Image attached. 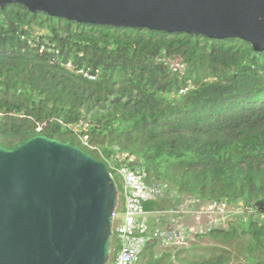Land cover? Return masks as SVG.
Returning a JSON list of instances; mask_svg holds the SVG:
<instances>
[{
  "label": "trees",
  "instance_id": "trees-1",
  "mask_svg": "<svg viewBox=\"0 0 264 264\" xmlns=\"http://www.w3.org/2000/svg\"><path fill=\"white\" fill-rule=\"evenodd\" d=\"M37 135L106 163L120 195L113 233L125 210L124 167L168 183L195 208L235 207L226 226L205 234L230 248L206 256L197 244L162 250L153 239L132 264H264V51L250 43L79 24L8 4L0 8V145ZM167 201L171 194L141 208L156 213Z\"/></svg>",
  "mask_w": 264,
  "mask_h": 264
},
{
  "label": "water",
  "instance_id": "water-1",
  "mask_svg": "<svg viewBox=\"0 0 264 264\" xmlns=\"http://www.w3.org/2000/svg\"><path fill=\"white\" fill-rule=\"evenodd\" d=\"M79 24L212 39L264 51V0H0ZM116 185L107 165L45 135L0 145V264H106Z\"/></svg>",
  "mask_w": 264,
  "mask_h": 264
},
{
  "label": "built area",
  "instance_id": "built-area-1",
  "mask_svg": "<svg viewBox=\"0 0 264 264\" xmlns=\"http://www.w3.org/2000/svg\"><path fill=\"white\" fill-rule=\"evenodd\" d=\"M39 129L40 128H38V130ZM84 138L86 139V136ZM83 143L91 149H96L90 146L86 140H83ZM127 170L129 169L125 167L118 169L122 177V194L125 197L126 203L125 210L122 213L123 219L116 225L113 233L117 239L123 240V243L119 245L116 255L112 259H109L107 264H132L136 262L142 248L150 240L162 239L167 244H185L189 241V236H203L210 232L215 226H221L215 221L202 223L197 215V211L192 209L189 210V207L180 200V204L171 211L170 225L167 224L166 227L161 229L155 228L144 235V232L148 231V229L146 220H144L143 216L149 213L142 210L141 202L144 200L162 198L170 194L172 195L174 192L171 191L170 185L166 182L155 180L146 181L143 176L131 170ZM191 202L192 201H190V203ZM222 205H225L227 208L225 202L218 203V201H213L203 204L196 209L203 210L205 213L213 212L216 209L219 210ZM191 207H194V205H191ZM226 208H224L225 211ZM166 211L167 210L163 212ZM192 212L195 214L196 221L195 224L190 227L183 222V219L185 215L189 216ZM115 216L116 212L113 214V219H119L118 216Z\"/></svg>",
  "mask_w": 264,
  "mask_h": 264
},
{
  "label": "rangeland",
  "instance_id": "rangeland-1",
  "mask_svg": "<svg viewBox=\"0 0 264 264\" xmlns=\"http://www.w3.org/2000/svg\"><path fill=\"white\" fill-rule=\"evenodd\" d=\"M33 31L35 34H37V33L41 34V33L45 32L43 29H39V28H35ZM75 130H77V129H75ZM82 139L87 140L84 137H82ZM127 171H129V170H127ZM112 178H113V176H112ZM120 182L123 184L122 179L120 180ZM189 197L190 196H188V195H184V194L180 195L179 193H173L171 195V198H172L171 203L169 201H167V206H170V207L167 208L166 212H163L165 210H162V212L157 211L156 213H149V214L143 216L144 220H146V224L151 223L150 222L151 221L150 216H153L152 217L153 218L152 223H151L152 227H153V224H155L156 229H161L163 227H166L167 224L170 225L171 211L174 210V207H176V204L180 200H181V202H183L185 205H187L189 207V210L192 209L194 211H197V215H198V217L202 223H206L208 221H215L218 224H220L221 226H226L227 222H229L230 220L233 219V217H234L233 213L236 212L234 206L227 205V208H226L225 205H222L219 210L216 209L213 212H206L205 213L203 210H198L194 207H191L190 200L188 199ZM119 198H120V195H119V191H118V192H116L115 202H114V206H113L115 211H116V208L118 207V204H119ZM220 202L221 201H218V203H220ZM178 204H180V202ZM211 206H213V205H211ZM224 208H226V211L224 210ZM116 216H118V218L121 217V215H118L117 213H116ZM174 216H175V214H174ZM114 219H113L112 225H110L111 236H113L112 227L115 226V220ZM195 221H196L195 214L193 212L189 216L185 215L184 219H183V222L190 227H192V225L195 224ZM151 226H150V228H151ZM111 236H109L110 259H112L114 254H115V253L113 254L114 245L119 246L121 243H123V240L118 238L115 241V239L113 240V238ZM113 242H114V244H113ZM160 242H162V243L157 244L158 246L156 249L165 250L170 246L167 243H165L162 239H160ZM192 244L193 245L197 244V245L201 246L197 250L200 254L206 255V256H208L212 253L220 252L221 250L219 248L222 246L230 248V245H228V244L224 245L220 240L209 238L207 235H205V236H201V235L200 236H196V235L189 236V241L187 243H185L184 245L186 247H188ZM189 253H192V252L188 251V254ZM108 260H109V257H108ZM231 264H233V263L231 262Z\"/></svg>",
  "mask_w": 264,
  "mask_h": 264
},
{
  "label": "bare ground",
  "instance_id": "bare-ground-1",
  "mask_svg": "<svg viewBox=\"0 0 264 264\" xmlns=\"http://www.w3.org/2000/svg\"><path fill=\"white\" fill-rule=\"evenodd\" d=\"M242 41V40H241ZM141 257V256H140ZM109 259H110V256H109Z\"/></svg>",
  "mask_w": 264,
  "mask_h": 264
}]
</instances>
